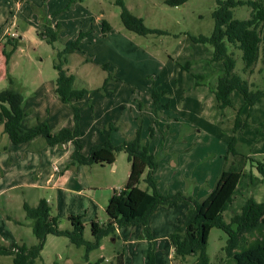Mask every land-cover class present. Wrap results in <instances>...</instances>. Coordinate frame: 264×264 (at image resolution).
I'll return each mask as SVG.
<instances>
[{
	"label": "rangeland",
	"instance_id": "374dc122",
	"mask_svg": "<svg viewBox=\"0 0 264 264\" xmlns=\"http://www.w3.org/2000/svg\"><path fill=\"white\" fill-rule=\"evenodd\" d=\"M121 1L133 14L142 17L147 27L159 32L142 35L126 28L119 0H0V92L9 86L8 76H13L16 88L24 92V108L29 112L24 128H29L40 117L38 115H46L44 120L54 133L62 128L74 129L73 108L55 91L54 61L58 51L70 45L80 30L91 29L81 48L69 54L67 64L76 76V86L89 90L77 102L82 107L79 122L82 152L88 155L94 145L107 141L120 146L133 139L141 128L142 142L159 158L155 171L158 190L163 194L184 192L204 199L224 168V155L233 134L236 108H239L235 95L233 106L218 107L211 84L217 82L224 64L212 60V45L193 39V36L212 34L217 0H187L176 6L167 0ZM249 12L246 5L233 8L234 18H247ZM103 20L112 26L106 34L102 31ZM58 23L61 25L58 39L50 43L48 36L41 33L46 32L47 27L55 28ZM6 26L21 37L5 35ZM232 52L236 59L235 71L263 88L261 59L253 64L243 59L241 49L232 48ZM188 62L190 69L185 67ZM195 74L207 76L199 84L201 89L196 84ZM154 89L168 90L159 103L153 100ZM234 92L244 100L238 90ZM252 111V117L264 119V98ZM151 127L155 130L153 136ZM249 128L264 132L257 126ZM9 139L0 124V151H4ZM39 140L46 143V169L31 162L29 155L25 160H9L11 172L21 168L31 173L26 178H22L21 173H11L0 182V242L4 245L7 241L13 244L5 223L9 217L14 224L15 220L25 222L12 228L17 241L21 238L28 245L37 243L32 227L27 224L32 220L26 215L25 202L36 205L41 198L48 199L63 229H72L70 215H81L85 238L94 240L91 223L93 220L106 223L110 219L114 189L130 185L134 194H138V190L148 187L147 165L140 159L129 161L123 149L116 151V161L111 165L72 164L75 149L72 140L54 145L43 137ZM255 145L252 143L246 148H254L255 153L251 155L264 162V138ZM56 165L59 172L54 169ZM62 170L65 176L61 184L57 178L61 177ZM38 173L41 181L34 186L28 178L33 179ZM249 183L246 172L231 207L224 213L226 220L230 221L233 214L241 210L249 196L255 195L257 200L264 201V180L254 187ZM158 208L152 222L156 214L163 219L161 212L165 210H170L175 220L181 213L183 220L186 212L180 208L187 210V205L182 202L178 206ZM163 229L166 226L161 225L156 232L151 228L156 238L153 241L145 236L142 225L122 227L104 236L100 246L89 253L85 246L73 244L66 236L50 234L42 259L35 264H94L98 261L99 264H120V254L124 264H148V254L154 247L157 264H178L173 259L168 236L162 234ZM227 239L228 234L223 229L212 228L207 247L211 264H225L219 257ZM194 259L189 256L188 262ZM0 263L13 264V258L0 255Z\"/></svg>",
	"mask_w": 264,
	"mask_h": 264
},
{
	"label": "trees",
	"instance_id": "16d2710c",
	"mask_svg": "<svg viewBox=\"0 0 264 264\" xmlns=\"http://www.w3.org/2000/svg\"><path fill=\"white\" fill-rule=\"evenodd\" d=\"M186 1L167 0L174 6ZM119 3L122 6L121 19L126 28L142 35L159 32L157 29L147 27L143 18L133 14L121 0ZM238 5L249 7L250 12L247 18H234L233 8ZM213 17L215 26L212 34L193 36V39L196 42L212 45V60L221 61L224 64V71L219 74L217 82L212 84L217 105L219 108L233 105L232 93L235 90L242 94L244 100L238 109L233 136L224 155V168L207 197L200 199L184 192L163 194L158 190L155 171L159 167V158L142 142L141 128L133 139L126 140L120 146L107 141L94 145L88 155L82 152V145L79 142L82 107L77 102L83 99L89 90L86 87L76 86V76L67 67L69 54L81 48L83 40L89 33V31L81 30L70 45L58 51L54 61V67L57 70L55 90L60 99L73 108L75 128H62L54 133L41 117H38L29 128H24L23 122L29 116V112L24 108L25 95L23 91L16 88V80L11 75L8 76L9 86L0 92V124H3L4 131L15 144H23L37 137L45 138L51 145L72 140L75 144L71 155L72 164L111 165L116 161V151L123 149L128 153L129 161H133L134 158L140 159V162L147 165L148 173L145 181L148 187L146 190H138V194H134L130 185L114 189L109 208L110 219L106 223L96 220L91 223L94 240L85 238V224L81 215H70L72 229H63L60 218L53 213L48 199L41 198L36 205L25 202L24 209L27 217L32 220L37 243L28 245L25 242H14L11 245H4L0 242V255L12 256L13 264H35L38 259H42V251L50 234L66 236L73 244L85 246L89 253L100 246L104 236L114 234L118 229L131 225H142L145 236L154 241L156 238L149 225L152 212L158 206L184 202L188 205L185 217L168 235L174 248L173 259L178 264H211L207 247L214 227L223 229L228 234L223 254L219 257L220 261H224L225 264H264V201H258L251 196L241 210L233 214L230 221H227L224 216L225 211L234 201L236 189L248 167H250L247 173H249L251 187L264 179L258 175L264 177V162L242 150L238 139L240 130L254 126L264 129V122L254 124L251 121V114H247L245 119L241 117L248 106L254 105L264 97V87H258V84L248 81L235 71L236 59L232 52V48L241 49L244 60L256 64L261 59L264 65V0H217ZM60 27L59 23L55 28L47 27L46 32L41 35L44 37L47 35L48 41L54 43L58 39ZM1 29L0 27V31ZM111 30V24L103 20V33L106 34ZM12 39L17 40V38ZM185 67L190 69V62ZM195 77L197 85L207 78L206 75L201 74H195ZM167 92L166 89L162 91L154 89L155 103H159L161 97ZM154 131L151 127V136L154 135ZM155 250L156 247L149 252L148 264H157ZM189 256L195 257L193 262H188ZM119 263L124 264L122 254L119 255ZM94 264H99V261Z\"/></svg>",
	"mask_w": 264,
	"mask_h": 264
},
{
	"label": "crops",
	"instance_id": "0c3cea01",
	"mask_svg": "<svg viewBox=\"0 0 264 264\" xmlns=\"http://www.w3.org/2000/svg\"><path fill=\"white\" fill-rule=\"evenodd\" d=\"M80 31H79V33H80ZM83 31H89V33L87 34V36H89L91 34V29L90 30L89 29L88 30H83ZM4 34L5 35L6 34H9V35L15 34L14 36L21 37V35H19L18 32H11V29L8 26H6L5 31H4ZM195 58H197V57H195ZM211 86H212V84H211ZM198 88L201 89L200 88V85H199ZM212 93L214 94V91H212ZM233 96H234V99L236 98L239 101V103H238L239 105L238 106L241 107V105L243 103L242 97L239 96L238 94H235V92H233L232 93V102H234ZM256 104L257 103H255L254 105L248 106L244 110V112L242 113L241 117H244V114L245 113H248V114H251V118L253 119V122H257L258 123V122L264 121V119H259V118L255 119L254 117H252L253 116L252 108ZM231 106H233V105H231ZM238 109L239 108L237 107L236 108L237 112H238ZM259 112L260 111H258V116L260 115ZM38 116H40L41 118L43 117V119L46 120V117H45L46 115H38ZM232 136H233V134H232ZM263 138H264V132H259L258 130H255L254 128L251 129V128L248 127L246 129L240 130L238 132V139H239V142H240L239 143V147L242 150H244L246 152H249L250 155H251V153H255V149L254 148L248 149L246 147L249 146L252 143H254V145L255 144L258 145L263 140ZM39 139H40V137H37V138L33 139L32 141H29V142H26V143H23V144H19V145L13 143L10 139L7 141L6 145L4 146V151H0V182H2V180L6 176L11 175V173L14 174V175H19L21 173L22 174L21 175L22 178H26V176L31 173V170H25V172H24V171L21 170V168L20 169H14L11 172V169H10L11 167H10V164H9V160H25L28 157V155H29V158L33 159V160H30L31 162L33 161L37 165L43 167V170L46 169V143L45 142H41V140H39ZM256 145H255V147H256ZM39 148H41V150ZM55 167H54V169L56 170ZM249 168L250 167H248L247 169L249 170ZM56 172H59V170L58 171L56 170ZM60 172H61L62 175H61V177L57 178V181L58 182H61V184H62L63 178H64L65 175H64V171L63 170L60 171ZM39 174L40 173H38V176L35 177V178H33V179L28 178L29 181H31L32 184H34V186L39 185L38 182L41 181L39 179ZM43 176H44V174H43ZM41 178L44 179L42 177V175H41ZM0 193H1V190H0ZM251 196H254V198L257 200V197L255 195H251ZM251 196H249V197H251ZM235 197H236V192H235ZM235 197H234V199H235ZM180 203H182V202H180ZM180 203L168 205V207H173L174 205L178 206V205H180ZM158 207L152 212V214L150 216V226H151V228H152V230L154 232H156V230L158 231V227H160L161 225H163V227L166 226V229H163V232H162V230L160 232H162V234L167 238V236L169 235V233L171 232V230H173L174 228H176L180 224V222L182 221V219H180L181 218V213L179 215L180 217H178L175 220V218H173L171 216L170 210H165V211H162L161 212V213L164 214V218L163 219L160 218V215L159 214H156L154 216V221L155 222H152V215L158 211V209H159ZM180 209L182 210V212H186L187 211L185 208H180ZM187 209H188V205H187ZM181 210H180V212H181ZM158 218H159V221H157ZM5 223L8 226V228L10 229V232H11V238L10 239L12 240V242L13 243L14 242L23 243L24 241L21 238H20V240L17 241L15 232H13L12 228L14 227L13 229H15V227L21 226V225H23L22 223H25V222H21L20 220H15V224H14L13 221H12V217H9V219H7L5 221ZM27 224L32 227V222L27 221ZM32 230H33V228H32ZM11 244H9V241H7V245H11ZM172 249H173V255H174V248H173V246H172Z\"/></svg>",
	"mask_w": 264,
	"mask_h": 264
},
{
	"label": "built area",
	"instance_id": "2783aa9c",
	"mask_svg": "<svg viewBox=\"0 0 264 264\" xmlns=\"http://www.w3.org/2000/svg\"><path fill=\"white\" fill-rule=\"evenodd\" d=\"M13 35H15V34H13ZM55 168H56V170H59V167L56 166Z\"/></svg>",
	"mask_w": 264,
	"mask_h": 264
}]
</instances>
